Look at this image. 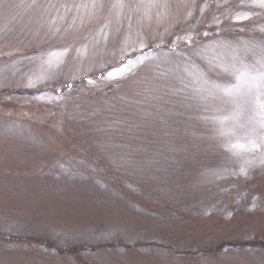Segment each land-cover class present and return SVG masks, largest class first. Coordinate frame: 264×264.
Instances as JSON below:
<instances>
[{
  "label": "rangeland",
  "instance_id": "374dc122",
  "mask_svg": "<svg viewBox=\"0 0 264 264\" xmlns=\"http://www.w3.org/2000/svg\"><path fill=\"white\" fill-rule=\"evenodd\" d=\"M28 2L0 0V264H264V150L229 147L264 113L203 83L261 67L264 8L144 0L117 23ZM141 39L154 59L105 80Z\"/></svg>",
  "mask_w": 264,
  "mask_h": 264
},
{
  "label": "snow or ice",
  "instance_id": "6c2138e0",
  "mask_svg": "<svg viewBox=\"0 0 264 264\" xmlns=\"http://www.w3.org/2000/svg\"><path fill=\"white\" fill-rule=\"evenodd\" d=\"M256 5L260 8H264V0H256ZM160 6L161 5L159 2L145 3L144 0H108L107 3L105 0H80L79 3L72 2L60 5V7L65 8L68 11L75 9L77 12L87 15L91 18H95L99 14L106 12L117 23L122 20L126 10L130 13H134L140 11L141 9H150ZM27 7L34 9L37 15L43 16L49 8L55 7V5L51 3H42L41 0H29ZM201 11H203V9H201ZM189 15H191V13H189ZM129 19H131V16H129ZM243 19H248V17L246 15L238 14L237 20ZM217 23H219V21H217ZM100 31L103 33V28H101ZM204 35L207 36L208 33H205ZM181 40L186 44H193L195 42L194 38L191 36H177L175 41L172 43L175 45L176 41ZM137 44V47L132 48V51L136 52L137 55L133 57L128 53H125L124 56L121 57L123 63H121L120 66L114 68L112 71L108 72L107 75L103 77L105 80L109 81L110 83L113 81L119 83L121 80H125L134 74L133 69L128 67L129 65L133 64V60H135V68L139 69L142 65H145L147 61L154 59V57L148 56L146 52V50L151 51L149 43H145L141 39L138 40ZM156 47L159 48L160 45L157 44ZM59 51L63 52V54L67 56L72 51V49L70 47H64L59 49ZM172 51H176L175 46L172 48ZM261 51L262 55L258 60V63L261 65L260 68H256L254 65H248L246 63H241L238 67L235 64H232L222 68V72L231 77L227 83L218 84L204 80V85L207 88L220 92L222 95L227 96L230 99H238L241 94L247 95L252 98L255 109H258L261 113H264V49ZM198 79H203V77H199ZM87 83L94 84L95 80L89 79ZM35 86L36 84L33 83L31 79H29L26 87ZM68 87L71 88L72 85L69 84ZM57 91L61 90L57 89ZM197 91H200V89H197ZM236 119H239L238 107L233 109V114L222 118L221 123H223L225 120ZM259 128L260 132L258 135L245 136L243 142L237 141L235 144L230 145V150L246 149L249 145L253 151L264 150V118L260 120ZM261 163H264V160H262ZM242 174L246 175L247 173L242 169Z\"/></svg>",
  "mask_w": 264,
  "mask_h": 264
}]
</instances>
